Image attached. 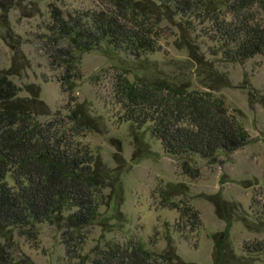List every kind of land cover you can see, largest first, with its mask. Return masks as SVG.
<instances>
[{"label": "rangeland", "instance_id": "obj_1", "mask_svg": "<svg viewBox=\"0 0 264 264\" xmlns=\"http://www.w3.org/2000/svg\"><path fill=\"white\" fill-rule=\"evenodd\" d=\"M2 3L0 71L14 70L10 77L23 89L21 97L39 92L48 108L39 120H55L68 127L69 106L79 103L98 123L96 131L84 133L79 140L102 157L110 177L105 191L112 198L109 206L101 207L96 223L85 228L84 254L134 237L159 252L167 249L170 239L179 257L189 263L264 264V248L259 252L244 249L264 243V225L255 212L264 203V55L241 63L213 55L211 49L220 44L203 36L208 22L194 15L171 14L162 18L160 50L155 53L136 59L101 45L77 54L82 78L71 97L61 88L63 68L53 64L49 52L52 11L88 12L98 9L101 0ZM8 30L11 38H7ZM121 72L132 81L177 79L189 81L195 89L211 90L248 130L249 142L211 159L167 153L151 134L150 125L138 129L119 120L121 105L115 88ZM184 162L198 169L199 176L183 172ZM168 188L176 190L173 201L186 202L198 211V228L176 231L180 213L160 204L159 194ZM34 233L35 241L16 230L11 233L13 256L28 257L34 264H70L56 225L39 223Z\"/></svg>", "mask_w": 264, "mask_h": 264}, {"label": "trees", "instance_id": "obj_2", "mask_svg": "<svg viewBox=\"0 0 264 264\" xmlns=\"http://www.w3.org/2000/svg\"><path fill=\"white\" fill-rule=\"evenodd\" d=\"M171 14L194 15L208 22L203 36L220 44L211 49L213 55L240 63L264 55V0H101L98 9L88 12L52 11L49 52L53 64L63 68L62 90L72 97L76 81L82 78L77 54L101 45L136 59L159 51L162 18ZM11 36L8 30L7 38ZM12 74L13 69L0 71V264H34L28 257L13 256L11 233L16 230L35 241V226L42 222L59 228L70 264H195L179 257L169 237L162 252L133 237L83 253L85 228L96 223L101 207L109 206L112 198L105 191L110 177L102 157L79 140L96 131L98 123L79 103L69 106L68 127L55 120L41 122L39 116L48 108L39 92L21 97L23 89ZM115 97L121 105L119 120L138 129L150 125L151 134L172 155L211 159L250 140L223 98L211 90L192 88L189 81H132L121 72ZM182 168L191 177L199 176L188 162ZM175 192L162 190L161 206L180 213L176 231L195 230L200 225L198 211L186 202L173 201ZM255 212L264 225V203ZM263 248L262 241L244 246L247 252Z\"/></svg>", "mask_w": 264, "mask_h": 264}]
</instances>
